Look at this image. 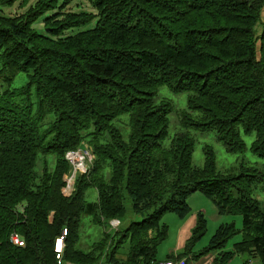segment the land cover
<instances>
[{
  "label": "trees",
  "instance_id": "1",
  "mask_svg": "<svg viewBox=\"0 0 264 264\" xmlns=\"http://www.w3.org/2000/svg\"><path fill=\"white\" fill-rule=\"evenodd\" d=\"M72 1L0 0V264H157L161 216L186 218L194 192L219 214L241 215V229L222 224L191 253L205 231L198 211L180 251L163 259L198 261L240 231L210 264L235 253L264 264L254 196L264 169L241 162L239 173L220 174L208 145L194 166L188 131L164 144L173 106L156 101L162 86L188 92V110L200 115L182 110V126L214 131L229 152L245 150L241 132L254 133L250 150L264 157V0H88L94 11H65ZM16 2L27 7L1 12ZM19 75L24 83L11 88ZM78 150L89 151L86 170L67 190L66 153ZM82 214L99 226L117 221L88 251L76 246Z\"/></svg>",
  "mask_w": 264,
  "mask_h": 264
},
{
  "label": "rangeland",
  "instance_id": "2",
  "mask_svg": "<svg viewBox=\"0 0 264 264\" xmlns=\"http://www.w3.org/2000/svg\"><path fill=\"white\" fill-rule=\"evenodd\" d=\"M34 0H29V3L33 2ZM18 3L16 2L12 7L4 9L1 11L3 14L6 15H15L17 13H21L27 7L19 8ZM65 11H94L91 3L88 0H73ZM36 27L41 28L42 24L39 22L35 24ZM93 26V23L90 24L88 27ZM24 79L19 75L17 76L14 81L10 84L11 88L18 87L24 83ZM187 96L188 92H181V93H173L171 92L166 86H162L159 88L156 101L158 102L161 97H165L166 100H169L172 103V111L168 114L169 118V126H168V135L164 140V144L167 145L171 138L177 134L178 132L188 131L190 135L193 137L194 146L192 152V164L197 167H202L204 164V151L203 147L208 145L212 148L214 155H215V166L216 171L220 174H225L227 172H233L235 174L239 173L241 162H244L247 165H252L258 169H264V157H259L255 155L251 150V142L254 139V133L251 134H244L241 132V137L245 143V150L242 152H229L226 150L225 146L220 142L215 135V132L212 130H200L194 128L193 126H182L181 125V111H190L193 117H197L200 115L199 111H192L188 110L187 108ZM15 100H18L16 98ZM125 116V115H123ZM127 128V127H126ZM77 158V157H76ZM74 162H76L73 159ZM85 163V162H84ZM78 170V169H77ZM76 171V170H75ZM71 169L65 176L66 180V188L69 190L72 186V180L74 172ZM81 171V170H79ZM254 196L256 199L260 201V205L264 208V185L257 184L254 190ZM97 198V192L94 187H88L85 192V199L87 201L93 202ZM128 202V201H126ZM186 202L189 204V211L188 216L186 218H181L172 212H168L161 216L160 222L164 223L167 227V236L166 238L160 242L156 248V258L163 260V257L171 253L172 249H176L177 246V238H178V230L180 225L188 219L191 215H195L198 211H201L203 218L205 220V231L203 235L195 242L192 246L191 253L199 252L204 247L208 246L212 237L216 234L217 230L222 224L233 222L237 229H241V215L239 214H231V215H222L219 214L213 200L204 196L200 192H194L187 196ZM138 219H140L138 217ZM189 220H192L190 218ZM126 220L121 222L119 229L124 227L126 224ZM115 224V223H114ZM110 225L106 227L105 225H97L91 221V217L87 214H82L80 219V228H79V239L76 244L77 247L81 248L82 250H90L92 243L94 241L99 240L103 233L106 230L116 229ZM118 228V226H117ZM241 239V232H237L236 234L230 236V238L225 242L223 248L213 251L211 250L207 254L202 255L196 264H202L205 262L207 258L215 256L217 253L227 250H232L233 245L237 243ZM126 243L123 244L120 253L125 252ZM180 249H176V251H172L174 254H177ZM162 258V259H161ZM176 260V258H173ZM249 259L248 264H260L258 259L254 256L249 257V255L243 253H235L233 257L226 262L225 264H245V261ZM196 261L190 258L188 260V264H194ZM206 264V262L204 263Z\"/></svg>",
  "mask_w": 264,
  "mask_h": 264
},
{
  "label": "built area",
  "instance_id": "3",
  "mask_svg": "<svg viewBox=\"0 0 264 264\" xmlns=\"http://www.w3.org/2000/svg\"><path fill=\"white\" fill-rule=\"evenodd\" d=\"M85 155H87L89 157V151L85 150H78L76 152H68L66 153V158L72 163V169L73 171L75 170H81L82 172H84L86 170V163L85 162ZM77 157V158H76ZM73 159L76 161L74 162ZM111 223L113 225H116L117 221L116 220H112ZM115 223V224H114ZM65 233V231H64ZM61 240V246L60 248L56 247V243H55V252H56V258H58V261H60V253L62 251V247H63V242H62V237L58 238L56 240V242L58 240ZM10 240L14 243V244H18V245H23V241L18 237L17 234H12L10 236ZM157 264H185L184 259H179V260H171V259H163L157 262Z\"/></svg>",
  "mask_w": 264,
  "mask_h": 264
},
{
  "label": "crops",
  "instance_id": "4",
  "mask_svg": "<svg viewBox=\"0 0 264 264\" xmlns=\"http://www.w3.org/2000/svg\"><path fill=\"white\" fill-rule=\"evenodd\" d=\"M190 218H192V220H189ZM195 221H196L195 215H191L190 217H188L187 220H185L180 225L179 230H178V238H177V246H176V249H181V247H182L183 243L185 242V240L190 236V230L193 227V225L195 224ZM176 249H174V250L172 249V251H176ZM212 258L213 257L207 258L205 260L206 264H210ZM197 262H199V261H196L194 264H196ZM204 263H202V264H204Z\"/></svg>",
  "mask_w": 264,
  "mask_h": 264
},
{
  "label": "bare ground",
  "instance_id": "5",
  "mask_svg": "<svg viewBox=\"0 0 264 264\" xmlns=\"http://www.w3.org/2000/svg\"><path fill=\"white\" fill-rule=\"evenodd\" d=\"M60 246H61V240L59 239V240L57 241V248H60Z\"/></svg>",
  "mask_w": 264,
  "mask_h": 264
}]
</instances>
